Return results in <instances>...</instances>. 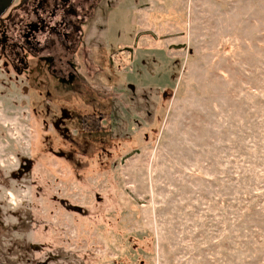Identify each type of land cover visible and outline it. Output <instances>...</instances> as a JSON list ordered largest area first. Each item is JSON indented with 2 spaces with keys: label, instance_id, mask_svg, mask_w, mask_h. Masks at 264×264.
<instances>
[{
  "label": "rangeland",
  "instance_id": "1",
  "mask_svg": "<svg viewBox=\"0 0 264 264\" xmlns=\"http://www.w3.org/2000/svg\"><path fill=\"white\" fill-rule=\"evenodd\" d=\"M91 1L0 56V264H264V0Z\"/></svg>",
  "mask_w": 264,
  "mask_h": 264
},
{
  "label": "flooded vegetation",
  "instance_id": "2",
  "mask_svg": "<svg viewBox=\"0 0 264 264\" xmlns=\"http://www.w3.org/2000/svg\"><path fill=\"white\" fill-rule=\"evenodd\" d=\"M95 5L91 0H12L0 14V56L6 57L5 65L26 64L28 55L43 46L69 49L79 38L80 22L74 21L78 12L88 13Z\"/></svg>",
  "mask_w": 264,
  "mask_h": 264
},
{
  "label": "water",
  "instance_id": "3",
  "mask_svg": "<svg viewBox=\"0 0 264 264\" xmlns=\"http://www.w3.org/2000/svg\"><path fill=\"white\" fill-rule=\"evenodd\" d=\"M12 0H0V14L4 12Z\"/></svg>",
  "mask_w": 264,
  "mask_h": 264
},
{
  "label": "trees",
  "instance_id": "4",
  "mask_svg": "<svg viewBox=\"0 0 264 264\" xmlns=\"http://www.w3.org/2000/svg\"><path fill=\"white\" fill-rule=\"evenodd\" d=\"M98 116V115H97ZM95 116L96 117V120L98 121V119L100 118L101 119V116ZM86 118H83V122H81V125L86 129L87 128V125H86V123L84 122V120H85Z\"/></svg>",
  "mask_w": 264,
  "mask_h": 264
}]
</instances>
